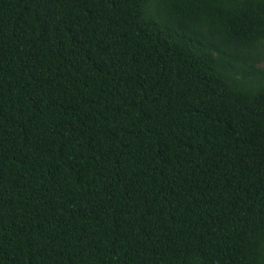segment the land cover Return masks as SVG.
Instances as JSON below:
<instances>
[{
  "label": "trees",
  "instance_id": "trees-1",
  "mask_svg": "<svg viewBox=\"0 0 264 264\" xmlns=\"http://www.w3.org/2000/svg\"><path fill=\"white\" fill-rule=\"evenodd\" d=\"M0 264H264V0H0Z\"/></svg>",
  "mask_w": 264,
  "mask_h": 264
}]
</instances>
